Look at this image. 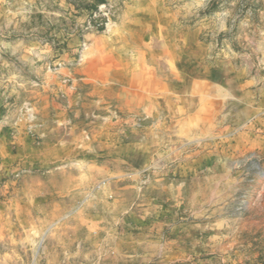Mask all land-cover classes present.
I'll return each instance as SVG.
<instances>
[{"label": "rangeland", "instance_id": "obj_1", "mask_svg": "<svg viewBox=\"0 0 264 264\" xmlns=\"http://www.w3.org/2000/svg\"><path fill=\"white\" fill-rule=\"evenodd\" d=\"M0 264H264V0H0Z\"/></svg>", "mask_w": 264, "mask_h": 264}]
</instances>
